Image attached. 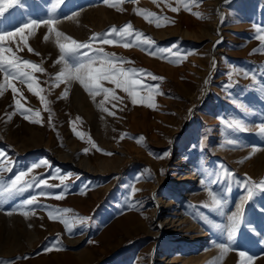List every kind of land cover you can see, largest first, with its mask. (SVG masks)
I'll return each instance as SVG.
<instances>
[{"label": "rangeland", "instance_id": "rangeland-1", "mask_svg": "<svg viewBox=\"0 0 264 264\" xmlns=\"http://www.w3.org/2000/svg\"><path fill=\"white\" fill-rule=\"evenodd\" d=\"M52 3L23 0V7L10 8L0 16V32L15 33L2 41L5 49L45 69L33 75L48 102L42 103L19 80L13 83L26 99L19 94L14 97L10 88L3 89L0 150L6 153L5 168L12 170L0 175L11 180L34 163L47 160V165L33 169L26 179L35 176L59 184L54 177L63 174L66 179L61 188L45 191L64 190L65 197L39 196L41 189L33 187L0 205V264H264V191H254L244 203L243 223L229 251L222 253L216 246L229 243L227 234L206 223L207 218L227 224V216L247 196L242 183L232 182L226 191L225 171L241 182L246 175L256 182L264 179L263 142H256L252 149L244 135L223 129L220 117L222 96L233 86L229 79L236 74L224 64L228 38L244 44L255 28L264 26V0H198L190 4L191 11L178 0H109L108 4L63 0L54 10L55 28L77 41H88L94 34L130 22L134 32L155 41L152 50L172 47L184 54L182 59L160 53L152 56L132 43L134 36L126 41L129 47L124 42L93 41V47L124 57L125 68L163 78H143L146 84L158 85L162 93L137 89L143 103L133 104L127 93L115 89L123 99L105 101L108 111L97 107L103 94L93 100L78 81L55 86L54 77L62 65L56 63L60 55L56 36L47 25L16 33L30 20L49 19ZM137 9L160 19L150 17L149 22ZM235 30L240 34L233 36ZM109 38L117 39L114 33ZM3 79L0 73V83ZM104 86L115 88L108 81ZM15 99L39 110L41 123L30 122L36 118L31 113L25 119L17 112ZM140 137L144 139L138 143ZM230 139H237L238 144H228ZM209 188L223 193L224 215L202 207L209 202ZM31 195L49 208L36 207L33 213L17 207ZM55 208L71 209L66 218L90 219L69 232L62 222L49 218L48 210ZM24 211L29 214L23 215Z\"/></svg>", "mask_w": 264, "mask_h": 264}, {"label": "snow or ice", "instance_id": "snow-or-ice-1", "mask_svg": "<svg viewBox=\"0 0 264 264\" xmlns=\"http://www.w3.org/2000/svg\"><path fill=\"white\" fill-rule=\"evenodd\" d=\"M105 4L109 3V0H103ZM116 2L122 3L123 0H116ZM155 3L156 0H153ZM63 3V0H53L52 9L48 12L49 19L47 20H30L25 23L22 27L16 29V33H23L26 29L36 28L40 24L47 25L49 28V32H54L56 36V44L59 49V57L56 61L57 64L62 65L60 71L55 74L54 81L55 86H58L60 83H64L66 85H70L73 81H78L79 84L92 96L93 100L97 95L103 94V100L99 102L97 105L98 108L103 111H108L107 108L104 107L105 101L111 102V100H122V97H119L115 93V89H122L127 95L130 97L133 104L143 103V97L140 96V90H151L160 93L159 86H153L150 84H146L143 82V78L145 76L150 77L152 80H162V77L155 76L152 73H148L143 69L136 68H125L123 65L126 63L124 57H120L115 55L114 53H106L102 47H93V41H99L100 44H115L119 42H124V47H129V43L126 42L128 38L133 37L132 43L138 47H143L149 51V54L152 56H156L158 53L160 54H170L175 59H182L184 54L173 51L172 47L169 48H155V41L151 37L145 36L142 32L135 31L132 28L131 23H127L119 28L116 26H112L105 33H97L89 37L88 41L80 42L76 39L66 36L64 33L58 31L55 28L56 19L54 10L58 4ZM178 3H182L185 10L191 11L190 4L198 3V0H178ZM23 0H0V16H4V14L13 7H23ZM169 7H171L169 5ZM138 14L144 16L145 20L152 22L149 18H155L157 20L160 17H157L155 13L150 12L146 9H137ZM172 11H178L177 8H172ZM198 18H203V15L199 12L193 13ZM165 21H168L167 17H163ZM157 27L161 26L159 23L156 25ZM115 34L117 39L109 38L110 34ZM15 35V33L3 31L0 32V73L4 74L3 82L0 83V94H2L3 89L10 88L14 94H19L21 98L23 97V93L16 87L13 81L19 80L21 83H25L27 85L28 91L38 96L40 101L45 105L48 103L46 101L45 96L41 95L43 91L42 88L39 87L37 83V78L33 75L35 72L43 73L45 69L40 67L35 62L24 59L20 56H17L12 50L5 49L2 44V41L6 37H11ZM141 37H143L141 39ZM61 38L65 42H61ZM255 38L261 42L262 47H264V27L257 29V35ZM47 40V36L45 37ZM27 44V39L24 41ZM219 43V41H218ZM28 50L33 52L34 50L29 47ZM8 52L9 55H5V52ZM259 49H254L253 52H257ZM39 55L38 53H36ZM243 74L248 76L249 73L244 71ZM139 76L140 78H137ZM252 79L255 80V74L252 75ZM108 81L115 88H108L104 86V82ZM67 89H65L66 94ZM62 94V95H64ZM26 99V98H24ZM149 100H151V96H149ZM116 105H113L115 107ZM149 107H154V104L149 103ZM15 107L16 111L24 116L25 119H30L29 115L26 113H31L35 116V119H31L32 123H41V113L39 110L33 111L31 108L25 107L20 99H15ZM46 111H50L47 107H45ZM110 115H115V112H110ZM11 117H9L10 119ZM79 119V118H78ZM227 127L233 131H247V128L244 126L243 121L233 120L227 123ZM259 131L264 133V124L259 126ZM143 137L138 138L137 142L139 143L143 140ZM230 145L238 144L237 139H230L227 141ZM96 147V145H93ZM100 150V149H98ZM85 153L88 152V149H83ZM111 155V153H108ZM167 155V153H165ZM6 157V153L3 150H0V173L3 171H11V167L5 168V161L2 158ZM7 163L11 164L13 162L7 161ZM47 160H41L39 163H34L31 165L27 171L19 172L13 179L7 180L4 179L2 175H0V205H3L5 202L14 199L17 196L23 195L25 192L29 191L33 187L41 189L39 192V196L44 197H52L57 200L63 199L65 197V191L61 190L58 193H50L45 191L46 189H54L61 188L64 185V181L66 179L65 175H60L58 178L60 180L59 184H51L48 183L47 179H40L38 177L33 176L31 180L26 179L28 173H31L33 169L41 167V165H47ZM70 175V174H69ZM246 175V174H245ZM225 182L229 183L228 189L226 191H230L231 183H242L245 191L247 192V196L242 198L241 203L237 205L236 211L232 212L231 215L227 216L228 223L227 224H218L215 223L211 219L206 218V223L214 228L219 230L221 233H226L229 243L218 244L216 245L221 252H227L230 250V245L234 242V238L236 233L238 232L241 224L243 223V205L247 200H250L254 194V191H264V180H260L259 182L253 181L251 177H247L244 181H239L235 174L229 171H225ZM203 183V181H202ZM66 187V186H65ZM83 191V190H82ZM135 191V189H133ZM209 202L204 203L202 207L208 208L210 211H215L220 215H224V207L226 204V200L222 192H217L211 188L208 190ZM18 208H26L29 211L34 213L36 207H44L46 209L49 208L47 205H41L38 200L37 195H31L27 199H24ZM15 210V209H14ZM71 209H49L48 216L50 219L58 220L62 222L66 230L71 232L74 227L83 226L89 221V217L78 216L73 218H66V214L71 212ZM23 215L27 216L28 211L22 212ZM71 219V222H70ZM254 231V229H252ZM241 256H245L246 253L240 252ZM251 259V257H249Z\"/></svg>", "mask_w": 264, "mask_h": 264}, {"label": "crops", "instance_id": "crops-1", "mask_svg": "<svg viewBox=\"0 0 264 264\" xmlns=\"http://www.w3.org/2000/svg\"><path fill=\"white\" fill-rule=\"evenodd\" d=\"M258 28H255L250 39L244 44L237 45L234 38V40L228 38L226 51L229 55L224 57V64L232 68L236 74L233 73L234 75H231L232 78L229 79L233 86L222 96L221 104L224 110L220 115L223 129L228 128V122L243 121L247 131L232 130V132L244 135L248 141H251L252 149H256V142H263L262 146H264V133L259 131V126L264 124V47L255 38ZM236 33H239L238 30H235L232 35L235 36ZM254 49L259 51L254 53ZM244 71H247L249 75L245 76ZM230 74L232 73L228 75ZM253 74L256 76L255 80L252 79ZM259 148L262 147L259 145Z\"/></svg>", "mask_w": 264, "mask_h": 264}, {"label": "bare ground", "instance_id": "bare-ground-1", "mask_svg": "<svg viewBox=\"0 0 264 264\" xmlns=\"http://www.w3.org/2000/svg\"><path fill=\"white\" fill-rule=\"evenodd\" d=\"M193 166V165H192ZM191 168V167H190ZM194 169V167H192L190 170H193ZM191 178L192 177H190V175H189V181H191ZM189 183V182H188ZM176 189V188H175ZM200 233V232H199ZM207 262V261H206ZM203 264H208V263H203Z\"/></svg>", "mask_w": 264, "mask_h": 264}]
</instances>
